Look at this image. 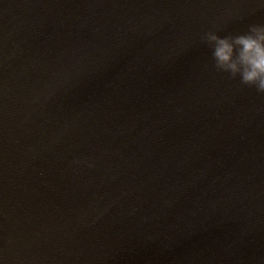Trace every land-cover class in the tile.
I'll return each mask as SVG.
<instances>
[{"label":"clouds","instance_id":"1","mask_svg":"<svg viewBox=\"0 0 264 264\" xmlns=\"http://www.w3.org/2000/svg\"><path fill=\"white\" fill-rule=\"evenodd\" d=\"M201 41L211 49L217 72L238 77L241 85L264 95V25L253 24L244 34L224 37L210 30Z\"/></svg>","mask_w":264,"mask_h":264}]
</instances>
